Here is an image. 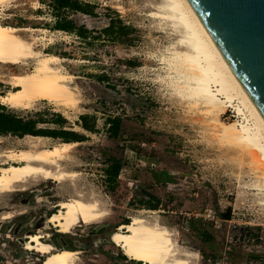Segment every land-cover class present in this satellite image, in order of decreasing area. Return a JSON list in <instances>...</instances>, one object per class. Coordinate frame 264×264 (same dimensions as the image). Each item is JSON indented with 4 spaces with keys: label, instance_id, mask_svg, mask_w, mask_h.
Listing matches in <instances>:
<instances>
[{
    "label": "rangeland",
    "instance_id": "374dc122",
    "mask_svg": "<svg viewBox=\"0 0 264 264\" xmlns=\"http://www.w3.org/2000/svg\"><path fill=\"white\" fill-rule=\"evenodd\" d=\"M79 1L89 3L93 13L56 10L52 0H16L0 11L3 24L45 28L35 32L38 48L65 58L62 64L77 76L73 85L80 91V102L67 112L47 100L28 109L4 104L6 109L48 121L39 122L41 127H59L53 113H60L64 127L84 136L61 163L74 175L62 183L37 177L17 184L25 190L0 193V264H45V256L25 247L32 233L44 234L56 249L79 250V264H142L111 239L133 216L167 227L180 251L192 254L191 264H264V179L247 154L229 149L212 123L169 89L163 58L170 56L180 33L172 21L154 15L162 0ZM59 18L87 29V37L77 29H57ZM112 21L123 31L105 34ZM35 63L33 58L26 64L0 63V93L11 87L15 73ZM81 114L95 122L94 130L81 125ZM110 117L121 118L116 136L109 130ZM222 118L238 119L231 107ZM45 137L49 145L64 141ZM37 140L1 135L0 151ZM115 161L122 167L111 189L106 169ZM152 195L160 199L157 209L144 203L155 201ZM74 196L98 200L108 214L60 232L48 216L59 201ZM5 214L12 217L2 218Z\"/></svg>",
    "mask_w": 264,
    "mask_h": 264
},
{
    "label": "bare ground",
    "instance_id": "6f19581e",
    "mask_svg": "<svg viewBox=\"0 0 264 264\" xmlns=\"http://www.w3.org/2000/svg\"><path fill=\"white\" fill-rule=\"evenodd\" d=\"M14 1L0 0V11ZM160 8L154 15L172 21L180 33L170 56L163 58L168 64L167 85L172 94L189 104L192 113L212 123L219 133L218 139L229 149H239L243 155L247 154L258 176L264 179L263 113L186 2L162 0ZM37 31L44 33L46 29L0 22V63L26 64L28 59H36L32 69L21 70L12 76L11 87L0 93V102L28 109L36 101L47 100L67 112L80 102L79 88L73 85L77 76L65 69L62 64L65 58L38 48ZM24 32H30V37ZM229 107L238 119L223 120L222 114ZM204 126L210 127L207 123ZM25 136L38 140L19 149L0 151V193L13 192L17 184L37 177L62 183L68 175L76 173L63 169L61 163L69 158L79 142L49 145L43 141L45 136ZM57 207L49 216V222L63 233L72 232L80 222H96L108 214L98 200H86L81 196L61 200ZM9 217L12 215L5 218ZM120 229L112 233L111 239L132 260L142 264H191L189 257L192 254L180 251L165 226L149 224L142 217L133 216L131 222L122 223ZM44 237L42 233L29 235L25 247L45 256V264H79V250L56 249L53 244L43 241Z\"/></svg>",
    "mask_w": 264,
    "mask_h": 264
},
{
    "label": "water",
    "instance_id": "95a60500",
    "mask_svg": "<svg viewBox=\"0 0 264 264\" xmlns=\"http://www.w3.org/2000/svg\"><path fill=\"white\" fill-rule=\"evenodd\" d=\"M264 115V0H184Z\"/></svg>",
    "mask_w": 264,
    "mask_h": 264
},
{
    "label": "trees",
    "instance_id": "16d2710c",
    "mask_svg": "<svg viewBox=\"0 0 264 264\" xmlns=\"http://www.w3.org/2000/svg\"><path fill=\"white\" fill-rule=\"evenodd\" d=\"M53 7L56 10L72 9L75 11H81L87 14H92L93 11L90 10L89 3H82L79 0H52ZM57 29H63L67 31H76V26L73 21L67 19H57L55 23ZM125 27L120 26L116 29V21H112L107 27L103 29V32L107 35L116 34V32L123 31ZM78 33L82 37H87V29L80 28L77 29ZM118 30V31H117ZM58 118L59 127H41L39 122H48L46 120L40 121L33 117H24L18 115L12 111L6 109V106L0 103V136L6 134L16 135L18 137H23L27 134L34 136H50L54 138H62L64 141H82L84 139L83 135H80L77 131L73 129H68L62 125V122L66 121L65 118L60 113H53ZM81 125L88 130H94L95 122L89 120L88 114H81ZM108 123L110 124V132L113 135H117L121 123L120 117H110L108 118ZM122 165L120 161H115L109 165L106 169L107 181L109 182V188H113L117 181L119 172ZM155 201H147L144 203L152 209L159 208L160 199L152 195ZM224 218L228 219L230 216V209L227 213H223Z\"/></svg>",
    "mask_w": 264,
    "mask_h": 264
},
{
    "label": "flooded vegetation",
    "instance_id": "af4514ba",
    "mask_svg": "<svg viewBox=\"0 0 264 264\" xmlns=\"http://www.w3.org/2000/svg\"><path fill=\"white\" fill-rule=\"evenodd\" d=\"M27 187L26 186H23V187H19V188H17V189H15L14 191H18V190H25ZM13 191V192H14ZM8 215H11V214H5V215H3L2 216V218H4V219H7V218H5L6 216H8ZM50 216V215H49ZM49 216H48V221H49ZM10 218V217H9ZM33 234V233H32ZM29 235H31V234H28L27 235V240H28V237H29ZM44 235V234H43ZM27 240H26V242H27ZM43 241H45V240H43ZM45 242H47V241H45ZM43 264V263H42Z\"/></svg>",
    "mask_w": 264,
    "mask_h": 264
}]
</instances>
